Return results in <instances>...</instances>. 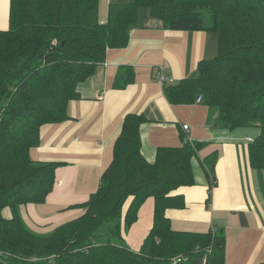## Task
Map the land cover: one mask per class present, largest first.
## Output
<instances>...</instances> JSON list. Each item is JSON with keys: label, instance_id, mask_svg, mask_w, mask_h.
Wrapping results in <instances>:
<instances>
[{"label": "trees", "instance_id": "1", "mask_svg": "<svg viewBox=\"0 0 264 264\" xmlns=\"http://www.w3.org/2000/svg\"><path fill=\"white\" fill-rule=\"evenodd\" d=\"M141 9L166 30L216 35V55L197 63L194 78L166 87V98L172 105L200 98L229 131L256 128L249 157L264 169V0H132L110 3L101 22L99 0H10L8 30L0 31V264H223L221 233L174 231L165 217L183 206L170 194L195 184L191 161L207 143L182 137L178 147H158L149 163L141 155L139 130L149 122L142 115L124 116L112 159L78 217L40 236L19 216L20 206L44 202L61 165L31 159L40 129L70 118L78 83L103 65L107 49L128 44ZM132 80L131 70L119 71L113 87ZM217 158L214 151L200 161L210 187ZM150 197L152 227L135 253L122 230Z\"/></svg>", "mask_w": 264, "mask_h": 264}, {"label": "crops", "instance_id": "2", "mask_svg": "<svg viewBox=\"0 0 264 264\" xmlns=\"http://www.w3.org/2000/svg\"><path fill=\"white\" fill-rule=\"evenodd\" d=\"M121 2L99 0V11ZM9 11L10 0H0L1 32L8 30ZM139 12L128 44L107 49L103 65L78 83L79 99L67 107L70 118L40 129L39 144L30 151L31 159L61 165L55 170L53 188L44 202L20 206V219L34 234L47 236L78 217L82 213L78 206L98 189L102 172L112 159L124 116L137 114L149 121L139 130L141 155L149 163L154 161L158 147H178L182 137L184 142H206L203 157L218 153L213 187L198 153L191 161L195 184L171 192L170 196L183 201L181 208L165 211L171 229L200 234L215 229L223 236V264H264V169L251 166L248 141L256 138L258 130L229 131L217 121L216 112L201 101L172 105L164 92L168 86L194 78L197 63L216 55L217 37L209 32L169 31L152 18L140 20ZM130 70L132 82L123 89L114 88L117 73ZM159 71L174 83L160 88L156 80ZM209 187L211 199L206 204ZM153 209V199L147 198L137 221L126 232L122 230L130 251L139 252L152 227ZM2 214L11 218L9 209Z\"/></svg>", "mask_w": 264, "mask_h": 264}, {"label": "rangeland", "instance_id": "3", "mask_svg": "<svg viewBox=\"0 0 264 264\" xmlns=\"http://www.w3.org/2000/svg\"><path fill=\"white\" fill-rule=\"evenodd\" d=\"M132 0H122V2L121 3H129V2H131ZM106 16H107V10L106 11H104V10H100V11H98V20L101 22V21H104V20H106ZM150 16H149V14L145 11V10H141L140 12H139V19L140 20H142V21H145V20H150ZM196 75L194 74V77H195ZM206 149L207 148H203L202 150H200L199 151V156L200 157H203V155H204V152L206 151ZM208 154V153H207Z\"/></svg>", "mask_w": 264, "mask_h": 264}, {"label": "built area", "instance_id": "4", "mask_svg": "<svg viewBox=\"0 0 264 264\" xmlns=\"http://www.w3.org/2000/svg\"><path fill=\"white\" fill-rule=\"evenodd\" d=\"M157 83L159 85L160 88H163L167 85H172L174 83V80L170 79V80H166L164 78V76L162 75V72H157ZM198 101H200V98L197 99ZM182 129L184 131H187V126H183ZM251 139H248V141H250ZM212 233H214L216 230L215 229H211Z\"/></svg>", "mask_w": 264, "mask_h": 264}, {"label": "bare ground", "instance_id": "5", "mask_svg": "<svg viewBox=\"0 0 264 264\" xmlns=\"http://www.w3.org/2000/svg\"><path fill=\"white\" fill-rule=\"evenodd\" d=\"M187 141V140H186Z\"/></svg>", "mask_w": 264, "mask_h": 264}]
</instances>
